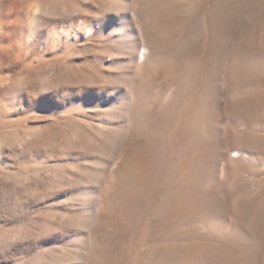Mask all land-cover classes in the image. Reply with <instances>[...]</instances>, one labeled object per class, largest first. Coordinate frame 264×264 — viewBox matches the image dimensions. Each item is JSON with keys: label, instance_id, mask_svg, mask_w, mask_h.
Listing matches in <instances>:
<instances>
[{"label": "rangeland", "instance_id": "obj_1", "mask_svg": "<svg viewBox=\"0 0 264 264\" xmlns=\"http://www.w3.org/2000/svg\"><path fill=\"white\" fill-rule=\"evenodd\" d=\"M0 264H264V0H0Z\"/></svg>", "mask_w": 264, "mask_h": 264}]
</instances>
